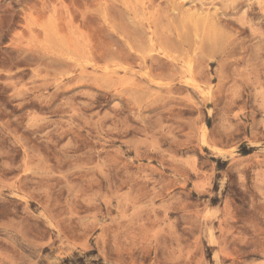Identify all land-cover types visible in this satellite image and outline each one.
<instances>
[{
    "label": "rangeland",
    "instance_id": "rangeland-1",
    "mask_svg": "<svg viewBox=\"0 0 264 264\" xmlns=\"http://www.w3.org/2000/svg\"><path fill=\"white\" fill-rule=\"evenodd\" d=\"M0 264H264V0H0Z\"/></svg>",
    "mask_w": 264,
    "mask_h": 264
}]
</instances>
